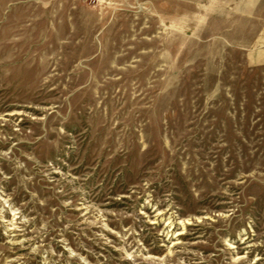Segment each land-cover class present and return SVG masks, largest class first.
I'll return each instance as SVG.
<instances>
[{
	"label": "rangeland",
	"instance_id": "obj_1",
	"mask_svg": "<svg viewBox=\"0 0 264 264\" xmlns=\"http://www.w3.org/2000/svg\"><path fill=\"white\" fill-rule=\"evenodd\" d=\"M0 264H264V0H0Z\"/></svg>",
	"mask_w": 264,
	"mask_h": 264
}]
</instances>
